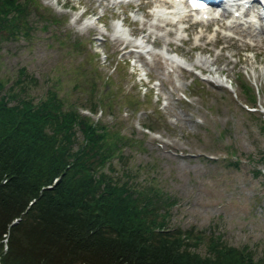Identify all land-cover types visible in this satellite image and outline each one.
I'll list each match as a JSON object with an SVG mask.
<instances>
[{
  "label": "rangeland",
  "instance_id": "obj_1",
  "mask_svg": "<svg viewBox=\"0 0 264 264\" xmlns=\"http://www.w3.org/2000/svg\"><path fill=\"white\" fill-rule=\"evenodd\" d=\"M37 1L60 21L32 15L35 29L0 35L6 88L26 87L36 102L57 88L68 104L125 136L128 145L106 171L157 193L170 229L203 233L202 255L209 238L221 236L264 260L262 20L252 30L232 13L219 23L197 22V13L186 23L166 21L154 15L160 4L153 0ZM249 5V14L258 7ZM96 96L107 103L94 113Z\"/></svg>",
  "mask_w": 264,
  "mask_h": 264
},
{
  "label": "trees",
  "instance_id": "obj_2",
  "mask_svg": "<svg viewBox=\"0 0 264 264\" xmlns=\"http://www.w3.org/2000/svg\"><path fill=\"white\" fill-rule=\"evenodd\" d=\"M32 15L60 21L37 0H0V35L35 29ZM241 87L255 102L253 87ZM95 98L94 113L107 103ZM66 100L51 88L36 102L0 80V264H264L221 236L204 256L203 233L170 229L157 193L106 171L127 138Z\"/></svg>",
  "mask_w": 264,
  "mask_h": 264
},
{
  "label": "bare ground",
  "instance_id": "obj_3",
  "mask_svg": "<svg viewBox=\"0 0 264 264\" xmlns=\"http://www.w3.org/2000/svg\"><path fill=\"white\" fill-rule=\"evenodd\" d=\"M153 2V1H152ZM154 2L159 3L155 9H154V15H156L159 18L165 19L166 21H175L176 19L180 18V23H186L189 21L188 18V11L186 10L185 6L183 3L176 4L172 0L170 1H165L162 2L161 0H154ZM153 2V3H154ZM259 5V3H257ZM206 14H208L207 11L202 10L201 12L198 13V16L204 17ZM213 23H219L220 20L218 19H213ZM235 24L237 23L238 26L240 24H244L241 22L233 21ZM246 22V21H245ZM248 23V28L249 29H254L255 25L252 22H247ZM245 25V24H244ZM237 27V25L235 26ZM238 28V27H237ZM255 30V29H254ZM116 32L119 34H123V30L121 28L116 29ZM263 32V31H262ZM172 62H176L177 60L173 57L169 58Z\"/></svg>",
  "mask_w": 264,
  "mask_h": 264
}]
</instances>
